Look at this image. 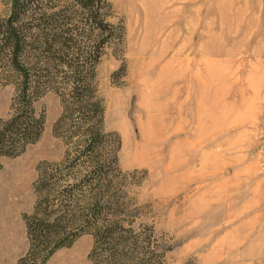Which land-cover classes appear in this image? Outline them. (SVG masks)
Instances as JSON below:
<instances>
[{
    "label": "rangeland",
    "instance_id": "rangeland-1",
    "mask_svg": "<svg viewBox=\"0 0 264 264\" xmlns=\"http://www.w3.org/2000/svg\"><path fill=\"white\" fill-rule=\"evenodd\" d=\"M79 1L31 2L33 42L22 57L41 87L34 107L44 123L36 141L1 158L0 264H19L28 251L39 168L62 180L50 191L54 203L76 212L85 201L74 163L87 158L74 156L84 147L73 142L85 137L92 112L73 107L54 128L77 70L103 99L104 131L121 144L118 169L114 136L92 153L112 187L103 213L123 225L102 247L127 238L130 255L142 259L134 264H264V0ZM9 12L10 0H0V20ZM51 39L57 45L48 49ZM9 56L3 48L0 120L18 79L2 66ZM157 128L153 148L143 144ZM94 243L84 231L44 264H107Z\"/></svg>",
    "mask_w": 264,
    "mask_h": 264
},
{
    "label": "trees",
    "instance_id": "trees-1",
    "mask_svg": "<svg viewBox=\"0 0 264 264\" xmlns=\"http://www.w3.org/2000/svg\"><path fill=\"white\" fill-rule=\"evenodd\" d=\"M92 1L81 0L79 2L84 7L91 8ZM31 2L32 0H10V12L6 18L0 20V53L3 48H7L10 54L9 58L5 59L8 60V64L3 62L2 66H8L9 70L16 74L18 78L11 102V113L6 119L0 120V162L4 156H15L22 152L26 145L38 139L43 129L44 117L42 114H37L34 107V102L39 94L42 93L41 87H38L39 84L34 85V80L31 78V73L28 69V62L25 63L22 57V55L31 51L30 48L33 42L30 41L32 35V33L30 34L31 27L29 28V24H27L32 12ZM41 32L44 35L48 34L44 33L43 29ZM51 34L54 37V33ZM54 40L47 41L46 48L50 49L52 46H56L57 40ZM98 58L97 56L95 62H97ZM0 59L3 60V57ZM94 69L95 65L91 68L93 74ZM77 73L78 78H73L70 83L69 106L66 105L64 107L63 104V112L57 119L54 128L57 134L58 128H62L63 124H66L71 117L73 107L84 106L88 111L92 112L88 117L91 123L87 128L85 137H78L73 142V147L76 151L78 146L84 147L79 155L74 156H85L87 158L82 160L81 164L79 162L74 163L81 167L79 171L81 178L76 179L75 184L77 187L79 186V191L85 201L81 199L83 205H79L78 208L80 209L76 212L72 209L73 207L70 206V203L64 200H57L58 202L54 203L53 198L50 197V191H54L53 188L59 186L62 180L39 168L38 179L39 182L41 181L42 191L40 192L42 193L35 205L34 212L25 219L29 248L25 256L19 260V264H44L54 250L70 244L77 235L84 231L92 230L95 237L94 245L102 247V245H105L103 244L104 242L108 243L110 241L108 237L113 236L114 238V234L117 231L120 232L121 227L123 229V225L103 213L104 205L111 200L109 195L112 187L109 179L104 174L107 173L104 170L105 163L92 157V153L107 140V137L114 136V150L111 161L118 169L117 153L121 146L120 137L116 133L104 131L103 99L93 93L94 86L91 80L87 81L84 79L81 75V70H77ZM86 151L87 155H85ZM55 166L56 168L59 167L58 164ZM88 168L92 170L88 172ZM85 170L86 172H84ZM96 172L98 176H94ZM64 184L67 185L69 183ZM118 240L119 242L115 244L118 249H114L112 247L114 245L107 248H99L98 256L100 258L104 256V261L107 264H130L128 261H132L134 264L142 260L133 254L130 255L131 245L127 238L124 239L122 237L121 239L120 236ZM125 247H128V249L123 252ZM125 260H128L127 263Z\"/></svg>",
    "mask_w": 264,
    "mask_h": 264
},
{
    "label": "bare ground",
    "instance_id": "bare-ground-1",
    "mask_svg": "<svg viewBox=\"0 0 264 264\" xmlns=\"http://www.w3.org/2000/svg\"><path fill=\"white\" fill-rule=\"evenodd\" d=\"M152 96V95H151ZM162 133V130L161 129H159V128H157L156 130H154V132L152 133V134H150V136H145V138H143V144L144 143H148V142H150L151 143V147H152V143L154 142V138H155V135H157V134H161ZM146 147L148 148V146L146 145ZM153 148V147H152ZM142 159L143 158H139V161H142ZM133 162H135V161H133Z\"/></svg>",
    "mask_w": 264,
    "mask_h": 264
}]
</instances>
